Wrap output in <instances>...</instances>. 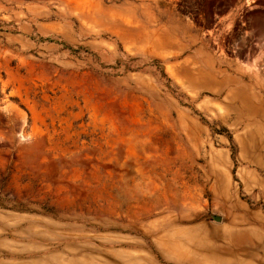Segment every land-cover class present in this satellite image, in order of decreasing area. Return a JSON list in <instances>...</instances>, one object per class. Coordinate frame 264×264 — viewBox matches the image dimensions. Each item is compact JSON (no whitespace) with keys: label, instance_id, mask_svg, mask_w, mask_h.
Returning a JSON list of instances; mask_svg holds the SVG:
<instances>
[{"label":"rangeland","instance_id":"rangeland-1","mask_svg":"<svg viewBox=\"0 0 264 264\" xmlns=\"http://www.w3.org/2000/svg\"><path fill=\"white\" fill-rule=\"evenodd\" d=\"M0 264H264V0H0Z\"/></svg>","mask_w":264,"mask_h":264}]
</instances>
